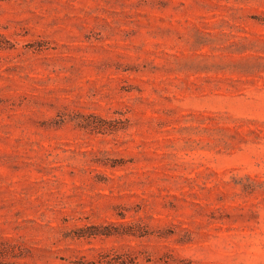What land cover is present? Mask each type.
I'll use <instances>...</instances> for the list:
<instances>
[{"label": "rangeland", "instance_id": "1", "mask_svg": "<svg viewBox=\"0 0 264 264\" xmlns=\"http://www.w3.org/2000/svg\"><path fill=\"white\" fill-rule=\"evenodd\" d=\"M0 264H264V0H0Z\"/></svg>", "mask_w": 264, "mask_h": 264}]
</instances>
